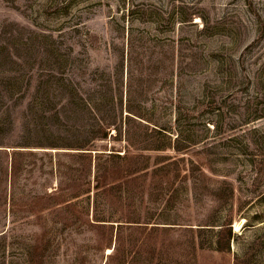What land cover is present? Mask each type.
Segmentation results:
<instances>
[{"label":"rangeland","instance_id":"obj_1","mask_svg":"<svg viewBox=\"0 0 264 264\" xmlns=\"http://www.w3.org/2000/svg\"><path fill=\"white\" fill-rule=\"evenodd\" d=\"M4 76L0 264H264V0H0Z\"/></svg>","mask_w":264,"mask_h":264},{"label":"trees","instance_id":"obj_2","mask_svg":"<svg viewBox=\"0 0 264 264\" xmlns=\"http://www.w3.org/2000/svg\"><path fill=\"white\" fill-rule=\"evenodd\" d=\"M17 81L12 77H1L0 78V110H2V116L0 118L5 119L6 117H11L15 113L16 108L21 106V101L25 97V93H22L18 96L14 93V87L17 86ZM29 86V83L26 82V88ZM19 88L21 86L19 85ZM19 106V107H18ZM108 136V130L105 126H100L94 132L93 139H105ZM82 147L86 146V142L80 145ZM80 149H89V148H80ZM230 228V227H228ZM227 240L231 239L232 233L231 230H227L226 234Z\"/></svg>","mask_w":264,"mask_h":264},{"label":"bare ground","instance_id":"obj_3","mask_svg":"<svg viewBox=\"0 0 264 264\" xmlns=\"http://www.w3.org/2000/svg\"><path fill=\"white\" fill-rule=\"evenodd\" d=\"M240 226H237V228H239ZM111 251V249H108V252H110Z\"/></svg>","mask_w":264,"mask_h":264}]
</instances>
